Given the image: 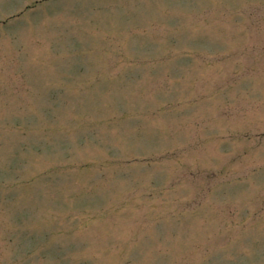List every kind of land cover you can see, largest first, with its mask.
Masks as SVG:
<instances>
[{
  "label": "rangeland",
  "instance_id": "rangeland-1",
  "mask_svg": "<svg viewBox=\"0 0 264 264\" xmlns=\"http://www.w3.org/2000/svg\"><path fill=\"white\" fill-rule=\"evenodd\" d=\"M0 264H264V0H0Z\"/></svg>",
  "mask_w": 264,
  "mask_h": 264
}]
</instances>
